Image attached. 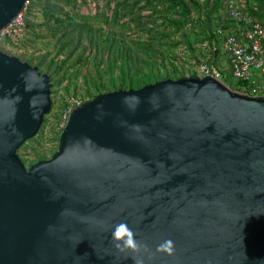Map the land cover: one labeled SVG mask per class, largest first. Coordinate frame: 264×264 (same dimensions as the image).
Returning a JSON list of instances; mask_svg holds the SVG:
<instances>
[{"label":"water","instance_id":"water-1","mask_svg":"<svg viewBox=\"0 0 264 264\" xmlns=\"http://www.w3.org/2000/svg\"><path fill=\"white\" fill-rule=\"evenodd\" d=\"M27 1L0 0V30ZM51 88L0 50V264H264V94L211 75L100 93L27 167ZM120 222L151 252L117 251Z\"/></svg>","mask_w":264,"mask_h":264},{"label":"trees","instance_id":"trees-1","mask_svg":"<svg viewBox=\"0 0 264 264\" xmlns=\"http://www.w3.org/2000/svg\"><path fill=\"white\" fill-rule=\"evenodd\" d=\"M239 4L264 24V0ZM26 21L25 37L16 42L1 38L0 50L48 73L53 101L38 134L19 151L27 167L57 150L70 96L91 100L107 87L137 89L167 78L199 76L204 60L218 67L232 88L252 92L248 81L233 76L223 50L219 29L238 30L225 0H29ZM256 78L264 82L263 75Z\"/></svg>","mask_w":264,"mask_h":264},{"label":"built area","instance_id":"built-area-1","mask_svg":"<svg viewBox=\"0 0 264 264\" xmlns=\"http://www.w3.org/2000/svg\"><path fill=\"white\" fill-rule=\"evenodd\" d=\"M29 0L23 10L2 30L0 39L8 38L13 41L22 40L27 31L26 13ZM240 0H225L228 16L238 24V30L233 33H225L221 28L219 33L224 36L223 50L228 54L232 74L236 79L248 81L252 86L251 95L264 94V82L260 83L256 75L264 76V24L247 15L240 8ZM199 71L201 76L211 75L217 79H222L218 67L209 61L200 63ZM239 91V90H237ZM90 100L85 97H68L67 105L63 110L59 128L63 130L70 114L75 107L85 101Z\"/></svg>","mask_w":264,"mask_h":264},{"label":"clouds","instance_id":"clouds-1","mask_svg":"<svg viewBox=\"0 0 264 264\" xmlns=\"http://www.w3.org/2000/svg\"><path fill=\"white\" fill-rule=\"evenodd\" d=\"M110 238L113 242L114 248L119 252L130 251L132 253H139L143 248L145 253H150L151 249L146 245H142L136 239L135 233L128 226L126 222H120L115 224L110 233ZM174 241L171 239H164L157 248L156 251L168 255L174 254ZM134 264H145L143 256H133Z\"/></svg>","mask_w":264,"mask_h":264},{"label":"rangeland","instance_id":"rangeland-1","mask_svg":"<svg viewBox=\"0 0 264 264\" xmlns=\"http://www.w3.org/2000/svg\"><path fill=\"white\" fill-rule=\"evenodd\" d=\"M45 53H47V49H45V51H43L42 53H40L41 55H43V54H45ZM200 73V72H199ZM199 76H201V74H199ZM107 78H109V77H107ZM159 81V80H158ZM156 82V81H155ZM225 82V81H224ZM152 83H154V82H152ZM226 83V82H225ZM149 84V83H148ZM144 86V85H143ZM81 89H82V86L80 87ZM86 90V89H85ZM113 90H115V89H113ZM113 90H111V91H113ZM107 91H110L109 90V88L107 87V89H106V91L105 92H107ZM82 93H84L85 94V92L84 91H81ZM102 93H104V92H102ZM91 94L93 95L94 94V90H91ZM98 94H100V93H98ZM97 94V95H98ZM87 97H89L87 94H85ZM96 96V95H95Z\"/></svg>","mask_w":264,"mask_h":264}]
</instances>
